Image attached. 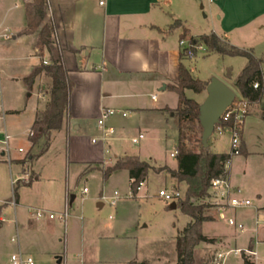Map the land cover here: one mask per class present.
<instances>
[{"label":"crops","instance_id":"1","mask_svg":"<svg viewBox=\"0 0 264 264\" xmlns=\"http://www.w3.org/2000/svg\"><path fill=\"white\" fill-rule=\"evenodd\" d=\"M101 1L104 3L101 4ZM223 1L210 0V3ZM237 3L243 12H247L249 7L255 10L248 22H237L233 28H227L222 34L217 33L222 38L227 39L233 29L247 26L264 16V0H237ZM172 7L171 0H49V15L56 26V40L63 50L64 63L73 83L70 108L63 127L52 131L48 150L31 161L34 174L32 183L23 185L18 182L14 185L13 179L24 170L23 154L18 149L22 147L29 152L32 146L30 130L37 113L46 108L50 99V94L43 91L42 85L46 79L50 84L52 80L42 72L35 78L31 88L28 87L26 78L42 63L36 46L38 33L23 34L27 27L25 0H0V103L7 113L6 127L12 136L11 159L0 160V264H13L12 255L20 251L32 257L34 264H88L90 261L92 264H107L109 260L102 258V255L89 257L85 244L86 236L90 233L89 222L80 226L86 232L80 247L76 249L81 257L78 260L73 257L69 259V249L75 240V234H70L71 229L76 228L80 217L70 214L67 220L57 216L53 219L48 216L37 219L34 211L41 209L62 213L67 204L71 207L76 199V195L71 193L80 181H87L100 172L104 176V170L113 166L117 158L123 155L139 156L142 160L152 161L155 166L178 169V162L173 165L158 163L152 156L143 154L142 150L128 151L121 144L136 137L126 136L129 128L162 131L171 121L177 130L173 114L169 119L166 111L176 109L179 103L178 93L170 87L178 83L180 65L188 68L185 61L197 58L182 54L179 43L181 35L185 29L188 31L187 40L198 39L209 33L193 34L187 26L186 16ZM176 20H180L181 25L171 28ZM4 34L12 36L5 38ZM207 50L206 47L203 51L205 56L214 53H208ZM44 60H48L47 54ZM189 71L192 74L191 69ZM226 74L230 75V71ZM186 95L201 104L207 92L195 93L188 89ZM199 97L203 98L202 101H199ZM263 100L264 94L261 102L251 104L242 133L245 152L235 155L231 160L228 176L232 197L240 196L243 199L249 190L259 201L262 197L261 192L253 190L252 181H264V129L254 132L255 125L260 122L264 125V111L257 109L259 106L264 108ZM108 108L127 111L128 114L126 117L117 114L107 121L106 126L114 127L115 134L112 139L104 141V129L99 125V119ZM223 136L228 138L227 150H219ZM223 136H216L210 142L214 153L230 152V136ZM42 144L40 142L34 146L31 153L37 154ZM112 149H115V153L108 156L107 153L112 152ZM121 174L128 177L131 190L128 170L114 171L108 178L104 177V183L109 184ZM150 174L162 177L165 184L175 186L185 183L179 182L168 170H150L136 196L133 197L130 191V198L140 202L147 198L140 191L149 182ZM164 188L167 187L159 190ZM115 192L121 197L118 190L109 195H103V190H99L95 197L99 198V208L105 206L101 198L113 197ZM206 201L214 205L210 197L198 202ZM215 207L216 217L211 216L212 220L204 222L203 232L223 244L224 238L206 234L205 226L207 223H216L217 219H224L226 211L232 209L225 207L222 215L221 208ZM260 208L264 210V206ZM94 224L97 233L101 232L102 224ZM172 225L177 229L174 235L175 248L176 237L181 229L175 222ZM116 228L114 226L113 231ZM127 233L129 237L137 238L136 232L132 230L124 231L121 236H128ZM215 243L210 245L214 246ZM254 247L252 238L249 249L255 250ZM161 258L160 255L153 259L135 257L120 263L148 261L153 264ZM59 259L61 263H58ZM252 262L264 264L258 252L256 257H252Z\"/></svg>","mask_w":264,"mask_h":264},{"label":"rangeland","instance_id":"2","mask_svg":"<svg viewBox=\"0 0 264 264\" xmlns=\"http://www.w3.org/2000/svg\"><path fill=\"white\" fill-rule=\"evenodd\" d=\"M171 1L172 8L181 11L186 16L187 26L193 34L210 32L222 34L227 28H233L235 23L249 20L255 10L254 7H249L247 12H243V9L238 6L237 0H224L223 3H218L219 5L210 3V0ZM227 41L239 48L250 49L257 57H261L264 54V16L247 26L233 29L228 33ZM207 52L210 53L209 50ZM247 61V58L243 56L222 55L216 52L205 56L203 52H198L197 58L187 59L185 63L191 69L194 77L204 81L215 76L226 82L240 96L234 79L240 74ZM228 70L230 75L226 74ZM42 86L44 92L50 93L51 84L48 79ZM198 99L202 101L203 98L199 97ZM257 109L264 111L262 106ZM170 115L168 112L169 119L172 116ZM173 118L175 119L174 115ZM261 129H264V125L261 122L254 126V132ZM195 130L197 135L202 138V132L200 133L198 125L195 126ZM140 132L145 137L141 139L139 144L134 145L127 139L121 142L124 148L133 152L142 150L143 154L152 156L158 163L165 164L167 162L173 165L178 162L177 154L175 155L176 158L170 155L177 149L178 140L177 130L171 121L162 131L160 129L158 131L139 129V127L129 128L126 136H138ZM215 137L213 134L209 139V144ZM220 142L219 150H227L229 148L227 136L221 137ZM188 146H192V144L188 142ZM114 153L115 149H112V152H108L107 155L110 156ZM103 179L104 176L100 172L96 176L90 177L87 181H80L77 188L71 193V195H76V199L71 204L69 213L79 216L80 219L76 228L71 229L70 234L72 232L75 234V240L71 249H69V259L73 257L78 260L81 257V254L76 253V249L80 247L82 237L86 232L83 226H80L89 222L90 233L86 236L85 244L90 258L102 255V258L109 260L107 264H121L120 262L126 259L135 257L153 259L156 255H160L162 257L161 260L154 261L153 264H175L177 262V253L174 248V235L177 229L173 228L172 222H175L176 226L182 230L191 218L182 213L180 208L171 209V203L161 200L158 197V192L160 188L167 187L168 189H179L185 194V183H178L175 186L165 184L162 177L150 174L149 182L140 191V194L146 195L147 198L140 202V200L129 197L130 184L125 174L115 176L109 184L104 183ZM252 183L253 190L261 192L260 201L249 190L247 195L243 194L245 196L243 199L240 196L236 197L242 200H249L251 202L249 206L230 208L232 210L226 211L224 219H217L216 223L206 224L205 233L221 236L224 238V242L221 244L217 240L214 246L206 242L200 243L196 247L195 256L201 264H213L215 253L221 249H249V243L252 238L254 239V248L258 252L260 261L264 262V212H262L264 210L260 208L264 206V181L253 179ZM85 186L90 190L87 194L82 193ZM99 190H103V195H109L114 190H118L121 197L117 205L112 206L109 201L101 198L105 206L99 208V198L95 199ZM207 201L206 203L209 202ZM215 206L210 205L206 214L216 217ZM49 207L52 208L51 205ZM57 217H59V214H57ZM230 218L237 223L243 224L244 230L230 225L228 222ZM92 219H94L95 223L102 224L101 232L97 233L96 224L92 222ZM114 226H117V228L113 231L112 228ZM126 230L128 232L131 230L135 231L137 238L129 237V233H127L128 236H121ZM114 232L116 233L113 234ZM116 235H119V237H116ZM88 264H92V262L90 261ZM225 264H243V256L232 255Z\"/></svg>","mask_w":264,"mask_h":264},{"label":"trees","instance_id":"3","mask_svg":"<svg viewBox=\"0 0 264 264\" xmlns=\"http://www.w3.org/2000/svg\"><path fill=\"white\" fill-rule=\"evenodd\" d=\"M25 12L27 27L23 30V34L38 33L36 46L42 58L41 65L34 68L25 81L31 88L35 78L42 72H45L52 80L47 106L43 111L37 113L30 130L32 134L29 135V140L32 146L28 152V159L32 161L48 150L52 131L63 127L70 108L73 83L64 63L63 50L56 40V26L49 15V0H25ZM180 25L181 21L176 20L171 28ZM187 34L188 31L185 29L181 35L182 39ZM191 40L204 43L210 52L247 58V64L235 79V86L240 96L248 100L250 104L261 102L264 94V54L257 57L252 50L232 45L215 32L203 34L198 39L191 38ZM46 54L48 55L47 64L44 63ZM208 83L209 81L194 77L189 69L181 64L178 83L170 87L179 95L178 107L166 109L175 116L178 130L177 170L168 166H155L152 161L142 160L135 155L120 156L113 166L104 170L105 178H108L114 171L128 170L133 196L138 193L140 184L146 180L150 170L156 172L168 170L179 182L187 184L184 197L177 203V207L181 209L182 213L188 215L191 221L177 234L175 245L177 262L175 264H201L195 256L196 247L202 242L215 243L217 241L207 237L203 232L204 222L212 220V217L206 214L210 205L198 203V201L210 197L211 181L224 173L223 164L230 156L226 153H214L210 146L204 147L202 138L197 135L195 130V126L198 125L200 133L203 132L199 121L200 103L186 95L188 89L195 93L204 92ZM255 83H259L258 88L254 87ZM221 124L231 126L232 122H222ZM40 142H43L40 151L37 154H32L34 146ZM188 142L192 146H188ZM243 152L245 149L242 141L241 153ZM125 264H149V262L130 261ZM244 264L255 263L244 257Z\"/></svg>","mask_w":264,"mask_h":264},{"label":"built area","instance_id":"4","mask_svg":"<svg viewBox=\"0 0 264 264\" xmlns=\"http://www.w3.org/2000/svg\"><path fill=\"white\" fill-rule=\"evenodd\" d=\"M100 3L103 4L104 2L101 1ZM3 36L5 38H10L12 35L4 34ZM179 43L181 47V52L186 57H195L197 56L198 52H203L206 50V45L200 41L187 40L183 38L180 40ZM44 63L47 64L48 62L45 60ZM258 86L259 83L254 84L255 88H258ZM250 106L251 104L248 102V100L237 95L234 102L226 109V111L221 116L220 123L217 124L215 127L214 135L223 136L228 134L230 136V145H231V150L228 153L230 158H228L223 164L224 173L212 179L211 186L209 189L210 198L213 199L214 205H217L221 208L222 215L225 207L240 208V207L249 206L251 204L249 200H242L231 196L232 187L228 176L229 167L232 158L235 155L241 154L242 133L245 127V121L248 116ZM117 114L126 117L128 112L123 110L108 108L103 111L101 118L99 119V125L104 129V135L102 138L104 141H108L112 139L113 135L115 134L114 127H107L106 123L111 117ZM6 117H7V113L3 105L0 103V160L10 161L12 136L6 127ZM222 122L224 123L232 122V125L224 126L221 124ZM30 134H32V132H30L29 135ZM143 138L144 135L140 134L136 137H133L131 141L133 144H138L139 141ZM18 152L20 154H23L22 162H23L24 170L19 177L13 179V184L15 185L18 182H21L23 185H27L32 182L34 177L31 166V160L28 159V151L25 150L24 148L20 147L18 149ZM176 154L177 151H174L173 153H171V156H175ZM142 185L143 183L140 184L138 190H140ZM88 192L89 189L87 187H84L82 193L87 194ZM158 195L166 203H171V204L172 203L177 204L184 197V194L179 189H168V188L159 190ZM103 199L109 200V203L112 206H116L120 199V196L118 192H115V195L113 197L104 196ZM0 205H2L1 201H0ZM69 208L70 206L68 203L65 210L59 214L60 219L62 220L68 219L70 215ZM34 216L37 219H41L46 216L53 219L57 215L55 213L38 209L34 211ZM228 222L230 225L237 226L240 230H244V225L241 223H237L232 218L228 219ZM232 255L235 256L242 255L243 257H246L247 260L252 262V257H256L257 252L253 249L242 250L240 248L219 250L215 253L213 264H225L227 259ZM11 259L13 264H34L33 258L24 255L21 251L13 254Z\"/></svg>","mask_w":264,"mask_h":264},{"label":"water","instance_id":"5","mask_svg":"<svg viewBox=\"0 0 264 264\" xmlns=\"http://www.w3.org/2000/svg\"><path fill=\"white\" fill-rule=\"evenodd\" d=\"M207 96L200 104L199 121L203 128L202 144L209 147V139L213 136L215 127L226 109L234 102L236 91L217 77H212L206 87ZM74 198V196H73ZM177 208L176 203L171 204ZM61 263V259L58 260Z\"/></svg>","mask_w":264,"mask_h":264}]
</instances>
